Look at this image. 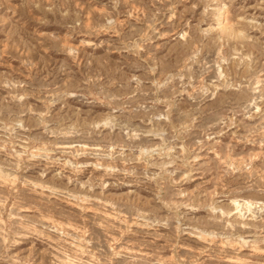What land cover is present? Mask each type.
Here are the masks:
<instances>
[{
  "label": "rangeland",
  "instance_id": "obj_1",
  "mask_svg": "<svg viewBox=\"0 0 264 264\" xmlns=\"http://www.w3.org/2000/svg\"><path fill=\"white\" fill-rule=\"evenodd\" d=\"M0 264H264V0H0Z\"/></svg>",
  "mask_w": 264,
  "mask_h": 264
},
{
  "label": "bare ground",
  "instance_id": "obj_2",
  "mask_svg": "<svg viewBox=\"0 0 264 264\" xmlns=\"http://www.w3.org/2000/svg\"><path fill=\"white\" fill-rule=\"evenodd\" d=\"M213 1H214V0H213ZM215 6H216V5H215ZM214 8H215V7H214ZM215 12L218 13V14H217L218 18L221 17V15L224 13L222 7H221V8H216V9H215Z\"/></svg>",
  "mask_w": 264,
  "mask_h": 264
}]
</instances>
